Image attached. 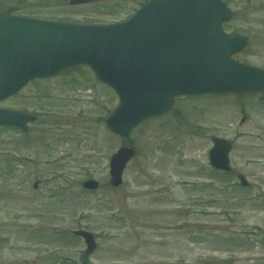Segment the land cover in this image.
<instances>
[{"label":"rangeland","instance_id":"rangeland-1","mask_svg":"<svg viewBox=\"0 0 264 264\" xmlns=\"http://www.w3.org/2000/svg\"><path fill=\"white\" fill-rule=\"evenodd\" d=\"M68 1L0 0V11L108 24L146 0ZM226 1V30L248 41L234 58L264 69V0ZM117 103L85 65L0 102L37 115L25 132L0 128V264H264V94L179 96L127 138L103 120ZM210 134L233 142L228 179L210 169ZM125 143L136 153L112 186L109 158ZM87 178L97 190H84ZM78 228L96 235L90 255Z\"/></svg>","mask_w":264,"mask_h":264},{"label":"water","instance_id":"water-1","mask_svg":"<svg viewBox=\"0 0 264 264\" xmlns=\"http://www.w3.org/2000/svg\"><path fill=\"white\" fill-rule=\"evenodd\" d=\"M229 18L230 11L221 0H150L127 21L109 25L0 15V100L32 78L88 64L117 92L119 104L106 124L126 136L144 118L168 110L175 95L264 90L263 70L230 58L246 40L223 32L222 22ZM32 120V115L0 109V125L25 129ZM208 138L213 143L208 153L211 165L230 171L232 143L221 137ZM134 154L133 148L120 147L111 155L113 186L122 182ZM238 178L248 185L243 175ZM83 187L97 189L98 183L87 179ZM74 233L83 237L86 254L95 250L91 232Z\"/></svg>","mask_w":264,"mask_h":264},{"label":"trees","instance_id":"trees-1","mask_svg":"<svg viewBox=\"0 0 264 264\" xmlns=\"http://www.w3.org/2000/svg\"><path fill=\"white\" fill-rule=\"evenodd\" d=\"M219 176L222 177V178H226V175H224L222 173H219Z\"/></svg>","mask_w":264,"mask_h":264}]
</instances>
